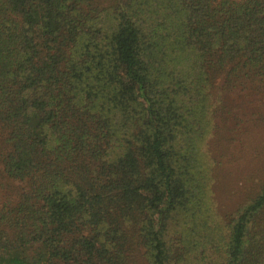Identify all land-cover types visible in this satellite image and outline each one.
<instances>
[{"label": "trees", "instance_id": "obj_1", "mask_svg": "<svg viewBox=\"0 0 264 264\" xmlns=\"http://www.w3.org/2000/svg\"><path fill=\"white\" fill-rule=\"evenodd\" d=\"M233 93L264 0H0V264H264V175L197 231Z\"/></svg>", "mask_w": 264, "mask_h": 264}, {"label": "rangeland", "instance_id": "obj_2", "mask_svg": "<svg viewBox=\"0 0 264 264\" xmlns=\"http://www.w3.org/2000/svg\"><path fill=\"white\" fill-rule=\"evenodd\" d=\"M228 105L215 115L213 129L199 145V159L203 168L204 163L209 168V174L204 208L207 214L196 222L197 231L206 215L223 216L234 209L249 185L264 175V124L258 121L257 105H241L236 93L229 95ZM197 258L191 262L188 258L184 264L207 263Z\"/></svg>", "mask_w": 264, "mask_h": 264}]
</instances>
